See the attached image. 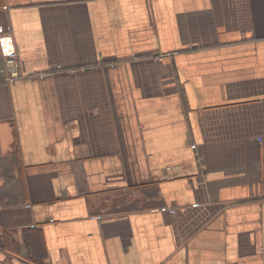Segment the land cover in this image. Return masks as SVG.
<instances>
[{
    "label": "crops",
    "instance_id": "0c3cea01",
    "mask_svg": "<svg viewBox=\"0 0 264 264\" xmlns=\"http://www.w3.org/2000/svg\"><path fill=\"white\" fill-rule=\"evenodd\" d=\"M0 264H264V0H0Z\"/></svg>",
    "mask_w": 264,
    "mask_h": 264
},
{
    "label": "built area",
    "instance_id": "2783aa9c",
    "mask_svg": "<svg viewBox=\"0 0 264 264\" xmlns=\"http://www.w3.org/2000/svg\"><path fill=\"white\" fill-rule=\"evenodd\" d=\"M0 57L6 59L7 70L10 77L8 78L11 80L14 74L18 75V50L13 44V40L11 36L5 35L0 39Z\"/></svg>",
    "mask_w": 264,
    "mask_h": 264
}]
</instances>
